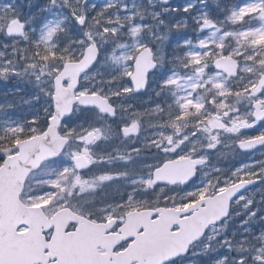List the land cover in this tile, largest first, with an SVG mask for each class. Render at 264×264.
<instances>
[{"label":"rangeland","instance_id":"obj_1","mask_svg":"<svg viewBox=\"0 0 264 264\" xmlns=\"http://www.w3.org/2000/svg\"><path fill=\"white\" fill-rule=\"evenodd\" d=\"M224 3L223 0L218 1V4L221 5L220 9L225 8ZM259 3L260 0H250L242 7L236 8L227 22L231 28L222 25L221 32L216 27H205V22H210V10L205 5L207 4L206 0H175L167 7H162L157 0H127V2L125 0H55V2L53 0H8L4 9L13 13L3 22L0 21V34L3 33L8 21L19 18L25 26L28 39H0V50L6 52L7 55L12 52L17 54L28 51L29 41L37 29V15H40V12L44 10L53 9L57 12L55 20L42 22L43 27L39 30L38 35L41 37L48 28L58 26L54 36V40L60 46L55 43L58 46L56 49L58 54L78 58L82 46L74 41L80 39L86 41L85 31L93 34L98 45L101 54L99 61L94 69L85 74L88 79H81L80 85L93 91L103 89V93L108 95L117 107L121 106L119 110L124 111L126 107L132 106L133 110L125 112V115L130 114L132 117H135V114L149 117L151 115L157 118L156 121H159V114L165 112L169 125L170 121L176 118L171 115L172 111L179 112L175 103L176 97L186 93L178 91L175 86L165 87L164 82L174 74L180 77L193 75V67L189 65L185 54L189 51L202 52L204 49L197 47L201 40L212 45L207 50L213 52V56L206 61L207 68L204 79L216 76L218 73L222 74L211 68L215 52L218 51L216 44L221 41L224 45L225 55L236 49L243 53V55L235 56L241 64L240 76L236 80L228 79V87L233 91L242 90L249 81L257 82L258 78L264 74V65L260 63L264 59V39L260 38L259 33L260 29H264V12L251 11L249 7ZM27 9H30L31 12H27ZM185 9L188 10L185 11ZM73 12L77 16L87 17L82 28L75 21ZM210 23L214 25L212 22ZM105 27L116 28V35L113 36L109 33L101 38L99 33H102ZM134 28L139 30L135 36L132 34ZM202 28L203 31H201ZM121 44L126 47L120 48ZM137 46L140 47L137 48ZM143 46H147L152 51L153 60L157 63L156 70L148 78L149 85L144 96H135L132 92L124 93L123 89L131 87V84H129V77L123 74V68L127 64L132 71L133 61L131 59L119 61V58L125 55H137ZM65 48L68 49L66 53L63 51ZM42 49L41 55L44 54V47ZM37 53L36 51L38 58L29 57L22 65L12 63L11 69H8L7 80H0V106L4 107L6 116L18 111L29 114L34 109L38 110L35 114L39 116L38 123L28 127V133H31L33 127L37 129L42 127L41 131H43L48 117V112L45 109L52 110L48 95L52 91V77L46 74L41 75L40 68L47 63L48 67L45 72H48L52 71L54 64L60 63L59 61L45 62ZM249 56L255 57V60L247 59ZM5 63L9 62L5 61ZM31 64H36L37 67L35 69L29 67ZM245 68H251L253 71H245ZM13 72L18 74L14 75ZM38 76L39 79H37ZM223 77L226 76L222 74L221 78ZM181 83L190 85L193 81H181ZM209 88L211 85L199 88L193 93L194 97L202 96L205 100V109L192 117L200 120L195 122L198 126H195L194 129H185L184 126L187 125L182 124L188 120V115L185 116L183 122H178L182 127V134L174 136V140L179 141L184 136H187L188 139L179 145L176 152L166 154L155 146L153 141L161 139L158 133L165 134L166 131L162 129L150 132L148 130L152 126L156 127L157 122L146 121L140 137L110 139L108 135L107 139L101 140L91 149L95 163L92 164L88 173L80 174L84 180L91 184L84 193L76 191L69 194L64 191L57 192L50 199L47 197L34 199L45 190H49L48 185L42 181L55 179L57 171L65 166H71L72 162L68 150H66V156L45 161L37 171L31 174L21 196L23 203L40 206L43 210L52 212V210L68 205L79 207L80 205L98 204L102 202L103 197L113 198L118 193L121 196L122 191H125L127 194L116 202L123 200L131 203L133 198L143 200L162 197L165 204L176 202V199L178 201L196 199L187 194L196 193L205 185L210 187L204 195H213L215 188L223 186L227 180L237 182L240 177L249 179L248 173H259L258 176L252 177L257 179V184L233 202L230 217L219 225L211 226L206 235L190 249L186 257L170 262V264H221V261L223 264H241V261L243 264L245 261L247 264H264V171H261L264 169V147L248 155L240 153L236 148L238 140L259 136L264 132V122L255 127L242 128L238 133H230L219 128L213 129L211 133L205 132L203 129L209 126L207 112L211 111L215 115V109L207 103V100L215 94V90L209 91ZM189 90L191 89L189 88ZM114 92L121 94L114 96L112 95ZM165 96L168 98L167 101L163 100V103L160 104V97L164 98ZM228 103L239 109L238 113H232L233 116L239 115L242 120L253 122L252 116L248 115L252 112V106L247 97L230 96ZM158 107L162 111H157ZM188 108L191 110V105ZM1 110L2 108H0ZM230 119V117L223 118L228 127H232ZM100 121L101 119L95 111L77 110L71 120L65 122L61 132L71 128L80 130L90 124L102 127ZM189 121H191L190 117ZM169 129L172 128L169 127ZM193 133L195 134L193 135ZM173 134L174 129H172L171 135ZM211 135L217 136L218 143L210 139ZM212 143H216L217 146L210 148L209 145ZM77 147L74 144L72 150H76ZM137 148L144 153L131 160L128 156L123 157L125 164L120 165L119 168L123 171L121 177L115 173L118 168L110 167L113 163L105 164L103 165L105 168L101 167L97 170L98 159L105 155L120 152L129 155L136 153L134 149ZM178 154L203 160V163H199L197 166L196 180L190 187H149L144 182L152 177L153 168L161 165L165 159L178 157ZM238 169L242 171L233 176L232 174ZM103 174H109L113 179L96 182V177ZM94 180L95 183L92 184L91 182ZM65 183H72L71 178ZM253 212H256L255 216H252Z\"/></svg>","mask_w":264,"mask_h":264},{"label":"snow or ice","instance_id":"obj_2","mask_svg":"<svg viewBox=\"0 0 264 264\" xmlns=\"http://www.w3.org/2000/svg\"><path fill=\"white\" fill-rule=\"evenodd\" d=\"M53 2H55V0H53ZM93 7H95V5H93ZM249 7L251 11L259 10L260 12H264V0H260L259 4ZM187 10L188 9H185V11ZM235 15L236 14L234 13V16ZM73 16L75 21L80 26L83 27L85 25L87 20L86 16H77L75 15V12H73ZM109 23H111V21H109ZM21 26H24L23 23ZM209 26L215 27V25L206 21L205 27ZM57 27L48 28L46 32L42 33L39 43L44 47V54L41 55L40 53H37L45 62H60L59 64L53 65L52 71L45 72V69L48 67L47 63L40 68L41 75L46 74L52 77V91L48 93L51 100L52 110L48 111V109H45V111L48 112L46 128L43 131H39L36 127H33L31 132L34 135L28 137H24L25 129L23 125L6 128V136L16 137L15 142L17 148L11 153V155L5 154L0 156V160H2L5 165H7L8 160L13 156L21 157L27 166V170L31 171L32 169L39 167L43 161L57 158L65 151V149H68V155L72 161L71 166H65L57 171L55 179H46L42 181V183L48 185L49 190H45L38 197H34V199H43L45 197L50 199L53 198L57 192L64 191H67L69 194L76 191L84 193L87 190V187L91 186L89 181L82 178L80 171L95 163L91 149L101 140L108 138L110 128H102L90 124L88 127H83L80 130L71 128L67 131L61 132V126L65 121V117L71 115V113L75 110V106L78 104L83 107L94 108L98 113L107 117L114 118L116 116V108L110 103V97L103 93V89L93 91L80 85L82 77L85 80L88 79L85 73L96 62L99 55V48L93 38V34L85 31L84 36L87 38L86 41L84 39L74 41V43H79L82 47L80 50V56L78 58H73L71 56L58 54L56 51L58 46L53 41L57 32ZM138 31V29H132L133 36L137 35ZM201 31H203V28ZM109 33L115 36L117 29L105 27L99 35L103 38ZM259 33L260 38L264 39V29H260ZM20 35H23L25 40L28 39L24 32H21ZM213 35L215 34L213 33ZM119 47L125 48L126 46L121 44ZM139 47L140 46H137V48ZM197 47L204 50L202 52L189 51L185 54L189 65L193 67V75L191 77H180L174 74L169 76L164 82L165 87L175 86L178 91L186 93L185 95L177 96L175 99L179 112L176 115L175 120L170 121L168 125L174 129V134L165 135L161 132L158 133L161 139L153 141L155 146L166 154L176 152L179 145L182 144L184 140L188 139L187 136H184L183 139L179 141L174 140V136L182 134V127L178 122L183 120L187 115L199 114L205 109L204 98L202 96H193V93H195L199 88H206L208 85H211V88L208 90H215V94L207 100V103L211 104L215 109V115H213V112L211 111L207 112V116L209 117V126L203 129L205 132L211 133L213 129L219 128L230 133H238L242 128L255 127L257 124L261 123L262 120H264V80L259 82L249 81V83L246 84L242 90L233 91L230 87H228V79L231 76L236 75L235 68L231 71L225 68L224 71L228 72L226 77L221 78L222 74L218 73L216 76H209L207 79H204V76L206 75L205 69L207 68L206 61L209 57L213 56V52L207 49L211 48L212 45L208 44L204 40H201ZM216 48L218 51L215 52L214 62L217 68L223 67L221 63L223 60H230L233 65L238 66L239 62L234 60L233 57L243 55L242 52L236 49L225 55L222 41L219 44H216ZM63 51L66 53L68 49L65 48ZM114 59L116 58L114 57ZM129 59H131L135 65V72L130 71L129 66L125 64L123 74L127 75L131 79L134 87H125L123 89L124 93H131L134 90L139 91L144 88L147 83L146 76L138 78V74L156 67L152 58L151 50L148 49L147 46H143V51L139 55H125L120 57L119 61H127ZM247 59L255 60V57L249 56ZM260 63L261 65H264V59H262ZM29 67L35 69L37 66L36 64H31ZM8 71L9 70L7 69H0V77H6ZM245 71H253V69L245 68ZM12 74L16 75L18 73L13 72ZM39 78L40 77L38 76L37 79ZM188 80L193 81V83L190 85L181 83V81ZM189 88L191 90H189ZM120 94V92L112 93L114 96H118ZM230 96L239 98L247 97L253 109V111L248 113V115L254 117L253 122H249L246 119L242 120L239 115H232V113H238L239 109L235 105L228 103V97ZM189 105H191V108L195 111L189 110ZM157 111H162V109L158 107ZM224 117L231 118L229 122L232 127H228L223 120ZM38 120L39 118L37 117L29 121V123L36 125ZM120 133L124 137L139 135V119H132L129 123L121 126ZM194 134L195 133H193V135ZM260 137H264V132L260 134ZM210 139L218 143L216 135H211ZM72 141H75L78 145L76 150H72ZM257 142L264 143V139L250 138L247 141L241 142L240 147L248 150L255 147ZM216 146V143L209 145L210 148H215ZM37 148H39V151L35 153L34 158H31L33 152ZM134 151L139 152V149H134ZM181 162L184 163L182 164ZM199 163H203V160H192L189 156L178 154V158L167 160L163 162L162 167H157L156 179L160 178L159 174L163 172L164 169L176 166L187 170L186 175H184L180 181L181 183L186 182L194 174L192 166ZM240 171L242 170L238 169L237 172H234L232 175L236 176ZM261 171H264V169ZM248 175L250 178L246 181L243 177H240V183H234L231 180H227L223 186L215 188V196L218 198L217 204L218 206H222L224 209L223 215H227V208L230 200L235 195L233 189L239 190L246 184L257 182V180L252 177L258 176L259 173H248ZM69 178H71L72 183H65V181ZM96 179L100 182H106L111 181L113 177L109 174H103L98 176ZM144 182L151 187L154 180L150 177L149 180ZM91 183L94 184L95 180ZM209 187V185H205V187L200 189L198 192L188 193L187 195L189 197H195L198 200H203L204 193L209 190ZM183 207H187V205H183ZM255 215L256 212H253L252 216ZM221 218V216L216 217L217 220ZM257 259H259V257H257ZM221 264H223V261H221ZM241 264H243V261H241Z\"/></svg>","mask_w":264,"mask_h":264},{"label":"water","instance_id":"obj_3","mask_svg":"<svg viewBox=\"0 0 264 264\" xmlns=\"http://www.w3.org/2000/svg\"><path fill=\"white\" fill-rule=\"evenodd\" d=\"M160 1L163 4H166L170 0ZM21 32H23V30L18 21H15L10 24L9 28L7 29L8 35L19 36ZM221 63L223 65V67L220 68L221 70L224 71V69L226 68L231 71L233 68H235L236 71L237 66L233 65L230 60H223L221 61ZM93 66L94 65H92L91 67ZM149 70L152 69H148L146 72L139 73L138 78L147 76ZM262 80H264V77L262 78ZM144 88L140 90H143ZM262 144L264 143L257 142L256 146L250 149H255ZM38 151L39 148L35 149L31 158H34L35 153ZM40 166L41 164L39 165V167ZM39 167L28 171L27 166L25 165V162L21 159V157L13 156L11 159L8 160L7 165L4 164V166L0 170V264H22L21 259L24 249L30 248L32 245L30 244V236L32 234L27 236V238H25L24 240L19 239L17 235H15L16 228L18 227V225H20V223H18L19 220L26 218H32L35 220L36 217L43 218V212L40 207L24 206L21 203L19 197L24 189V183L27 177L29 176V173L33 172ZM176 168L179 170L176 172V175H174V177L171 176L172 169H168L164 173L163 177H160L156 180H161L163 182H172L175 180L181 181L184 175H186L187 170L179 167ZM244 186H242L239 190L233 189V191L235 192L234 196H237L244 189ZM233 197L231 198V200L233 199ZM217 199L218 198L215 196L214 198L208 199V201H203L206 203V207L202 211H199V213L195 217L191 218L190 223H187L185 227L184 224L181 225V231L178 232L180 235H170V238L167 237V246H165L161 253H159L160 256L163 255L164 260H161V258H159L157 259V261L149 262L146 264H163L167 260L174 259L176 256H178V254H185L188 249V246L192 242L202 237V235L205 233L204 231L209 227L210 224L218 223L221 219L226 217L229 213V206L227 208V215H223L224 209L222 206H218ZM217 216H221L222 218L217 220ZM53 224L54 223L51 222V225ZM41 225H44V222H41L40 226ZM30 226H32V224H30ZM30 232L35 235V232L33 230ZM38 235L40 237L39 239H41L40 233H38ZM19 240H21L24 245L21 249V252L19 251ZM180 240H182L183 246L176 253L171 254L174 248L170 243H176ZM143 257L145 256L143 255ZM12 259H14V261H12Z\"/></svg>","mask_w":264,"mask_h":264},{"label":"flooded vegetation","instance_id":"obj_4","mask_svg":"<svg viewBox=\"0 0 264 264\" xmlns=\"http://www.w3.org/2000/svg\"><path fill=\"white\" fill-rule=\"evenodd\" d=\"M116 121L120 118L117 116L116 113ZM102 118H105L103 115ZM145 120V118L140 117V133L139 136L143 132V127L141 126L142 122ZM130 122V121H129ZM175 203H163L162 197H154V199H143L142 201H135L136 203H140V205H130L131 203H128L126 201L121 202H111V203H100V204H90V205H80L79 207L73 208L72 210L78 214L79 216L83 217L84 219H87L88 221H92L94 223H101V222H111L114 220V227L112 228L111 232H116L118 228L123 224V221L126 218L127 213L133 211V210H144V209H156L159 207H174V208H181L180 202L176 199ZM103 207V209H101ZM183 208V207H182ZM55 212V211H54ZM76 224H70L68 228L66 229L65 233L70 234L75 232L76 230ZM53 231H48V233H45V238L49 240V238L52 236ZM128 242H125L124 244L120 245L115 252L124 250L125 247H127ZM104 249L100 245H96L94 247H91L90 255H95L96 257L103 255Z\"/></svg>","mask_w":264,"mask_h":264},{"label":"trees","instance_id":"obj_5","mask_svg":"<svg viewBox=\"0 0 264 264\" xmlns=\"http://www.w3.org/2000/svg\"><path fill=\"white\" fill-rule=\"evenodd\" d=\"M7 15V13H6ZM8 16V15H7ZM3 37V36H1ZM30 50L28 52H26V55L29 56ZM1 56V53H0ZM18 58L17 60L14 58ZM5 60H7V62H9L8 64L3 63V59L0 58V63L2 64V66L0 67V69H11L10 67L16 63V65L19 64H23L20 62L21 59H19L18 57V53L16 54V52H12V53H8L5 54ZM13 63V64H12ZM7 75L6 77H0L1 81H5L7 80ZM0 108H2V110L0 111V156H3L5 154H9V152L11 153V150L16 146V137L15 136H6L5 134V129L8 127H15L18 125H23L24 129H25V133H24V137H28V136H32L33 133H28L27 128L31 127L32 124L29 123V121H31L34 118H39L38 115H35V113L37 112H33L29 113V114H23L22 112H16L14 113H10L9 115L6 116V111L4 110V107H2V105L0 106ZM39 131L42 130V127L38 129ZM2 160H0L1 162Z\"/></svg>","mask_w":264,"mask_h":264}]
</instances>
